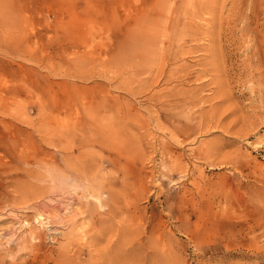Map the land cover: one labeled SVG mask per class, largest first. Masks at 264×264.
I'll list each match as a JSON object with an SVG mask.
<instances>
[{
  "label": "rangeland",
  "instance_id": "374dc122",
  "mask_svg": "<svg viewBox=\"0 0 264 264\" xmlns=\"http://www.w3.org/2000/svg\"><path fill=\"white\" fill-rule=\"evenodd\" d=\"M262 93L264 0H0V264H264Z\"/></svg>",
  "mask_w": 264,
  "mask_h": 264
},
{
  "label": "bare ground",
  "instance_id": "6f19581e",
  "mask_svg": "<svg viewBox=\"0 0 264 264\" xmlns=\"http://www.w3.org/2000/svg\"><path fill=\"white\" fill-rule=\"evenodd\" d=\"M232 24H233V23H232ZM230 29H231V27H230ZM229 37H230V36H229ZM241 40H242V39H241ZM236 43H237V42H236ZM241 45H242V44H241ZM169 50H170V49H169ZM169 53H170V51H169ZM169 53H168V55H169ZM133 54H134V53H133ZM134 55H135V54H134ZM158 55H159V54H158ZM175 55H176V54H175ZM156 56H157V55H156ZM177 56H178V55H177ZM169 57H170V56H169ZM155 58H156V57H155ZM175 58H176V57H175ZM153 59H154V58H153ZM159 59H160V58H159ZM254 60H255V59H254ZM169 61H174V60L171 59V60H169ZM158 62H159V60H158ZM160 62H161V60H160ZM156 63H157V62H156ZM253 63H254V61H253ZM164 64H165V63H164ZM166 64H167V63H166ZM169 64H170V63H169ZM256 64H257V63H256ZM256 64H255V65H256ZM157 65H158V64H157ZM155 66H156V64H155ZM163 66H164V65H163ZM165 66H166V65H165ZM256 66H257V65H256ZM158 67H159V66H158ZM184 67H187V66H184ZM254 67H255V66H254ZM164 69H165V68H164ZM189 69H190V68H189ZM249 69H250V68H249ZM160 70H161V69H160ZM178 70H181V69H178ZM178 70H177V71H178ZM162 71H163V68H162ZM155 72H156V71H155ZM175 72H176V71H175ZM178 72H179V71H178ZM153 73H154V71H153ZM166 73H168V72H166ZM173 73H174V72H173ZM179 73H180V72H179ZM182 73H183V71H182ZM188 73H190V72L188 71ZM155 74H156V73H155ZM161 74H162V73H161ZM163 74H164V72H163ZM168 74H169V73H168ZM169 75H170V74H169ZM184 75H186V73H185ZM137 76H138V75H137ZM172 76H173V74H172ZM184 77H185V76H184ZM188 77H189V76H188ZM153 78H154V77H153ZM159 78H160V76H159ZM165 78H166V77H165ZM165 78H164V79H165ZM170 78H171V77H170ZM151 79H152V76H151ZM155 79H156V78H155ZM196 79H197V78H196ZM153 81H154V80H152V82H153ZM157 81H158V80H157ZM162 81H164V80L162 79ZM154 82H156V80H155ZM164 82H165V81H164ZM167 82H168V81H167ZM148 83H149V82H148ZM156 83H157V82H156ZM159 83H160V81H159ZM152 84H153V83H152ZM152 84H151V86H152ZM149 87H150V86H149ZM171 92H172V91H171ZM171 92H170V93H171ZM175 92H176V91H175ZM175 92H173V93H175ZM180 92H181V91H180ZM180 92L178 91L177 94L180 93ZM170 93H169V94H170ZM182 93H184V92H181L180 94H182ZM159 94H160V93H159ZM171 94H172V93H171ZM175 94H176V93H175ZM172 95H173V94H172ZM190 95L192 96V94H189V97H190ZM261 95H264V93H262ZM156 96H158V95H156ZM163 96H164V95H163ZM168 96L171 97V95H168ZM175 96H176V95H174V97H175ZM178 96H179V94L177 95V97H178ZM185 96H186V95H185ZM193 96H194V95H193ZM154 97H155V96H154ZM161 97H162V96H161ZM170 97H169V98H170ZM156 98H157V97H156ZM172 98H173V96H172ZM182 98H183V94H182ZM184 98H186V97H184ZM190 98H192V97H190ZM196 98H197V97H196ZM158 99H159V98H158ZM158 99H157V101H158ZM170 99H171V98H170ZM178 99H179V98H178ZM187 99H188V98H187ZM214 99H215V98H214ZM167 100H169V99H167ZM167 100H166V101H167ZM173 100H174V99H173ZM184 100H185V99H184ZM191 100H193V99H191ZM261 100L264 101V98L261 97ZM163 101H164V100H162V103H163ZM169 101H170V100H169ZM171 101H172V100H171ZM171 101H170V102H171ZM176 101H177V100H176ZM209 101H211V100H209ZM159 102H160V101H159ZM159 102H158V103H159ZM192 102H193V101H192ZM205 102H206V101H205ZM207 102H208V101H207ZM160 103H161V102H160ZM165 103H166V104L168 103V105H169V102H165ZM173 103H174V102H172V103H170V104H173ZM174 104H175V103H174ZM194 104H195V103H194ZM163 105H164V103H163ZM163 105H162V106H163ZM209 105H210V104H209ZM212 106H213V104H212ZM208 114H209V113H208ZM199 116H200V115H199ZM200 117H201V116H200ZM204 117H205V116H204ZM209 118H210V115H209ZM211 119H213V117H211ZM217 120H218V119H217ZM217 120H216V121H217ZM200 121H201V119H200ZM202 121H203V120H202ZM206 121H207V120H206ZM209 121H211V120H209ZM201 123H202V122H201ZM206 123H207V122H206ZM209 123H210V122H209ZM204 124H205V123H204ZM207 124H208V123H207ZM202 125H203V124H202ZM212 125H213V123H212ZM205 126H206V125H205ZM205 126H204V129H205ZM210 126H211V123H210ZM217 126H218V125H217ZM202 127H203V126H202ZM208 127H209V125H208ZM206 129H207V127H206ZM186 130H187V129H186ZM207 130H208V129H207ZM178 141H179V140H178ZM181 142H182V141H181ZM179 143H180V142H179ZM206 154H207V153H206ZM206 154H205V155H206ZM206 156H207V155H206ZM74 190H75V189H74ZM45 216H46V215H45ZM47 216H49V218L53 217L52 215H47ZM57 216H58V215H57ZM57 216H56V217H57ZM41 217H42V216H41ZM2 218H3V217H2ZM47 218H48V217H47ZM53 218H54V217H53ZM41 219H42V218H41ZM44 219H45V218H44ZM55 219H56V218H55ZM15 220H16V219H15ZM15 220H14V221H15ZM36 220H37V219H36ZM38 220H39V219H38ZM48 220H49V219H48ZM45 221H47V220L45 219ZM28 222H29V221H28ZM28 222H26V223L28 224ZM40 222H41V221H40ZM43 222H44V221H43ZM47 222H48V221H47ZM55 222H56V220H55ZM15 223H16V222H15ZM19 223H20V222H19ZM19 223H18V224H19ZM45 223H46V222H45ZM48 223H49V222H48ZM50 223H51V222H50ZM52 223H53V222H52ZM58 223H59V222H58ZM13 226H14V225H13ZM16 226H17V225H16ZM16 226H15V228H16ZM20 226H21V225H20ZM26 226H27V225H26ZM17 227H18V226H17ZM19 228H20V227H19ZM19 233H20V232H19ZM32 233H33V232H32ZM28 234H29V233H28ZM30 234H31V232H30ZM35 234H36V233H34V235H35ZM21 235H22V234H21ZM26 236H28V235H26ZM30 236H31V235H30ZM32 236H33V235H32ZM37 236H38V235H37ZM13 237H14V236H13ZM19 237H21V236H19ZM28 237H29V236H28ZM34 237H35V236H34ZM34 237H32V238L34 239ZM35 238H36V237H35ZM39 238H40V237H39ZM39 238H36V239L39 240ZM15 239H16V238H15ZM18 239H19V238H18ZM22 239H23V237H22ZM29 239H31V237H29ZM36 239H35V240H36ZM27 240H28V239H27ZM12 241L15 242L13 238H11V240H9V241H7V242H12ZM16 242H17V240H16ZM25 243H26V242H25ZM28 243H29V240H28ZM16 244H17V243H16ZM31 244H32V243H31ZM24 245H25V244H24ZM23 248H24V247H23ZM20 250H21V249H20ZM11 252H12V251H11ZM8 254H9V253H8ZM11 254H12V253H11Z\"/></svg>",
  "mask_w": 264,
  "mask_h": 264
}]
</instances>
